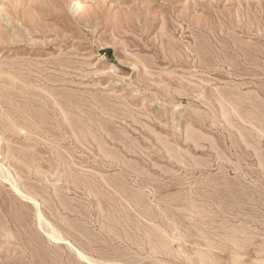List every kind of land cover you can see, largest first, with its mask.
I'll list each match as a JSON object with an SVG mask.
<instances>
[{
  "label": "rangeland",
  "instance_id": "obj_1",
  "mask_svg": "<svg viewBox=\"0 0 264 264\" xmlns=\"http://www.w3.org/2000/svg\"><path fill=\"white\" fill-rule=\"evenodd\" d=\"M0 170V264H264V0H0Z\"/></svg>",
  "mask_w": 264,
  "mask_h": 264
},
{
  "label": "bare ground",
  "instance_id": "obj_2",
  "mask_svg": "<svg viewBox=\"0 0 264 264\" xmlns=\"http://www.w3.org/2000/svg\"><path fill=\"white\" fill-rule=\"evenodd\" d=\"M7 20V19H6ZM10 24V23H9ZM0 172H2L1 170H0ZM0 174H3V173H0ZM6 179V178H5ZM7 180V179H6ZM13 181V180H12ZM13 183V182H12ZM11 186V185H10ZM12 187V186H11ZM13 189L18 193V194H23V193H20L16 188H15V186H13ZM28 196V195H27ZM26 197V196H25ZM24 197V198H25ZM23 198V199H24ZM27 199H29L31 202H33V198L31 199V198H28L27 197ZM34 203V202H33ZM37 204V203H36ZM38 212V211H37ZM38 214V216H37V219L39 220V226H41V220H42V214H40V212H38L37 213ZM38 226V227H39ZM40 228H42V227H40ZM51 231V230H50ZM50 231L48 232V233H46V235H47V237L49 238V239H51V240H53V241H55V242H60V243H62V242H64L63 241V239H61L60 238V236L59 237H57L56 235H57V233H55L56 232V230L53 232V231H51L52 233H50ZM59 235V234H58ZM62 241V242H61ZM64 243H66V245H68L74 252H75V254L77 255V257L80 259V260H82L83 262H85L86 264H94L93 262H91L88 258H86L81 252H79L78 250H76L70 243H68V242H64ZM96 264V263H95Z\"/></svg>",
  "mask_w": 264,
  "mask_h": 264
},
{
  "label": "trees",
  "instance_id": "obj_3",
  "mask_svg": "<svg viewBox=\"0 0 264 264\" xmlns=\"http://www.w3.org/2000/svg\"><path fill=\"white\" fill-rule=\"evenodd\" d=\"M106 53H108V54H109L110 52H109V51H107Z\"/></svg>",
  "mask_w": 264,
  "mask_h": 264
}]
</instances>
